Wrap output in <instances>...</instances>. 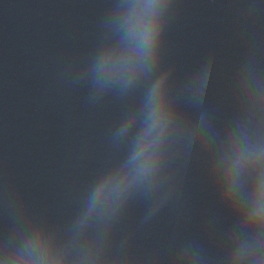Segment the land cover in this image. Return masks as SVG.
<instances>
[{
  "label": "water",
  "instance_id": "water-1",
  "mask_svg": "<svg viewBox=\"0 0 264 264\" xmlns=\"http://www.w3.org/2000/svg\"><path fill=\"white\" fill-rule=\"evenodd\" d=\"M0 264H167L0 151Z\"/></svg>",
  "mask_w": 264,
  "mask_h": 264
}]
</instances>
